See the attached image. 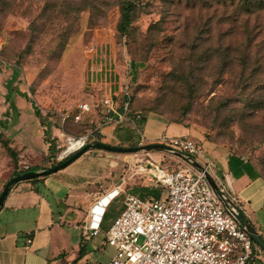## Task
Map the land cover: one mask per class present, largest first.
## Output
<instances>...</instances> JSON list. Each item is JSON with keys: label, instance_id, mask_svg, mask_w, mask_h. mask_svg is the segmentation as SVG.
I'll return each instance as SVG.
<instances>
[{"label": "rangeland", "instance_id": "rangeland-1", "mask_svg": "<svg viewBox=\"0 0 264 264\" xmlns=\"http://www.w3.org/2000/svg\"><path fill=\"white\" fill-rule=\"evenodd\" d=\"M125 1L136 8L126 37H119V8ZM240 4V0L234 5L230 0H2L0 193L15 171H43L61 162L69 136L100 129L98 143L111 147L120 148V140L141 141L135 147L167 144L166 137L159 142L143 139L127 123L120 131L112 130L118 125L100 128L98 109L80 123H63L62 116L75 113L79 104L98 100L99 89L89 84L86 52L96 42L116 47L120 77L134 110L186 127L188 138L204 150L206 143L224 146L253 162L264 177V8L256 5L253 12H246L237 9ZM18 92L29 96L42 118ZM49 142L54 149L49 150ZM90 151L94 154L87 159L96 167L100 163L107 182L122 185L128 194L135 188L159 189L143 170L146 165L159 164L169 171L183 166L168 151L86 153ZM78 165L75 172L82 164ZM213 175L219 180L215 167ZM123 201L124 194L113 208H121ZM92 241L105 240L99 235ZM93 253L92 260L104 259Z\"/></svg>", "mask_w": 264, "mask_h": 264}, {"label": "built area", "instance_id": "built-area-1", "mask_svg": "<svg viewBox=\"0 0 264 264\" xmlns=\"http://www.w3.org/2000/svg\"><path fill=\"white\" fill-rule=\"evenodd\" d=\"M86 52L89 84L99 89L98 100L79 104L75 113L62 116L63 123L68 120L80 123L98 109L100 128L125 123L135 127L129 117L130 103L122 104L120 100L127 87L120 77L116 47L112 42H96ZM126 95L129 97L128 92ZM166 139L170 153L177 157L182 154L190 163L178 157L183 166L172 171L152 163L151 168L149 164L143 168L163 191L161 198L142 199L120 187L97 198L90 209L89 222L82 228L85 243L101 232L108 208L123 194L124 208L106 233L105 244L114 250L113 257L106 263L88 264H258L256 261L263 252L231 209L225 207L227 199L236 205L237 202L214 177L215 165L203 147L187 136ZM66 142L67 153L60 156L61 161L88 146L89 135L69 136ZM73 142L76 147L71 150ZM194 163L203 170L195 168ZM206 173L215 179L220 195Z\"/></svg>", "mask_w": 264, "mask_h": 264}, {"label": "crops", "instance_id": "crops-1", "mask_svg": "<svg viewBox=\"0 0 264 264\" xmlns=\"http://www.w3.org/2000/svg\"><path fill=\"white\" fill-rule=\"evenodd\" d=\"M115 129L113 127L112 130ZM188 134L186 127L168 123L156 115H150L143 127V139L151 142H159L162 137H184ZM204 148L213 160L217 177L264 239V178L259 168L224 146L206 143ZM89 154L94 152L84 154L57 173L35 181L19 182L10 189L0 209V264L110 261L114 250L106 246L105 241L85 243L82 228L89 222V212L96 199L118 187L123 189V186L114 181L107 182L104 168L100 163L96 167L91 159H87ZM95 157L104 158L101 154ZM77 165L80 166L77 168L79 171L75 172L73 168ZM122 208L123 203L121 208L114 209L113 204L108 208L101 232L95 237L103 235L106 240V233ZM92 247L94 249L90 253ZM93 252L104 259L92 260ZM256 263L264 264L262 254Z\"/></svg>", "mask_w": 264, "mask_h": 264}, {"label": "trees", "instance_id": "trees-1", "mask_svg": "<svg viewBox=\"0 0 264 264\" xmlns=\"http://www.w3.org/2000/svg\"><path fill=\"white\" fill-rule=\"evenodd\" d=\"M1 1L2 0H0V2ZM230 1H231V4L234 5V0H230ZM240 3L241 4L238 6L237 9H239V10L243 9L246 12H253L254 11L253 9H255L256 5H259V6L264 8L263 0H240ZM135 8H136V4L134 2H132V1H125L120 6V8H119L120 9V18H119V21H118V24H117V28H116L119 37H126L127 31L132 25L133 13H134ZM17 75H18V70H16V72L14 73V77L12 78V80L9 83V88L11 87L13 81L17 78ZM126 92L129 93L128 87L125 89L124 93L121 95L120 100H121L122 104H124L125 102H129L130 103L129 117L135 122V128L141 135V134H143V127H144V125H145V123L147 121V116L145 114H143L141 111H137V110H134L132 108L131 94L129 93V97H128L126 95ZM18 93H19V95L21 97L26 99L28 102H31L33 104L34 108L36 109V106H35L34 102L29 98V96L26 93H21V92H18ZM9 100H10L11 109H13V111L15 113H17L18 112V108L16 107L14 101H11L10 98H9ZM35 115L38 118H42V115L40 114V112L37 109L35 111ZM2 125H3V123L0 122V126H2ZM129 125H131V124H129ZM121 127H122V125H119L115 130L120 129ZM92 128H94V127H92ZM118 131H120V130H118ZM46 135H47V137H49V133H47ZM86 135H89V145H90V143H94V144L96 142L98 143L99 140H98V138H96V136L100 135V129L99 130L96 129L95 131H92L90 134H86ZM82 136H85V135H82ZM78 137H80V136H78ZM1 140H2V136H1V133H0V141ZM125 142H126V140H120V148H125V145L129 146L127 148H133V147L138 146L139 144H141V141H138L137 143H129V144H126L127 142L126 143ZM49 143H50L49 150L54 149L55 148L54 144L52 142H49ZM73 155L69 156L68 158L62 160L61 162H59L57 164L52 165L51 168L66 162ZM48 169H50V168H44L43 170H48ZM38 170L39 169H37V168H33V169L29 168V169H27L25 171H19V172L15 171L10 179H12L14 177H17V176H20V175H22V174H24L26 172H29V171H38ZM38 179L39 178L32 179V180H29V181H35V180H38ZM1 193H0V195H1ZM162 194H163V191L161 189L150 188V187L135 188V189H133V192H132V195L138 196V197H140L142 199H148V198H157L158 199V198L162 197ZM119 199H117V200H119ZM123 208H124V206H123ZM123 208H122V211H123ZM105 217H106V214H105Z\"/></svg>", "mask_w": 264, "mask_h": 264}, {"label": "water", "instance_id": "water-1", "mask_svg": "<svg viewBox=\"0 0 264 264\" xmlns=\"http://www.w3.org/2000/svg\"><path fill=\"white\" fill-rule=\"evenodd\" d=\"M90 149H99V150L108 151V152H115V153H138L141 151H144V152H151V151H168V152H171L172 151L170 147L163 145V144H150V145H146V146L133 147V148H117V147H111V146H108L105 144H100V143L88 145L85 148H83L81 151L75 153L69 160H67L66 162H64L60 165H57L53 168H50L48 170H43V171H29V172H26L20 176H17V177L10 179L6 183L2 193L0 195V209L3 207L5 199H6L7 195L9 194L11 187L14 184H17V183L23 182V181H29V180L36 179V178H43V177H46L48 175L57 173V172L65 169V168H67L70 164H72L74 161L79 159L82 155H84ZM178 157L181 158L183 161L190 163L189 159L186 158L185 156H183L182 154H179ZM193 165L195 168L202 169L198 163H194ZM206 178L210 182V184L212 185L216 194L220 195L218 185H217L215 179L213 178V176L209 173H206ZM224 205L227 209H231V212L236 217V219L243 226H245L247 228L248 234H249L250 238L252 239V241L264 253V239L262 238L261 235H259L257 233V231L250 224V221L248 220L245 213L239 208V206H237L230 199H227L225 201Z\"/></svg>", "mask_w": 264, "mask_h": 264}, {"label": "bare ground", "instance_id": "bare-ground-1", "mask_svg": "<svg viewBox=\"0 0 264 264\" xmlns=\"http://www.w3.org/2000/svg\"><path fill=\"white\" fill-rule=\"evenodd\" d=\"M72 144H73V145H72V147H71V150H73V149L76 147V145L74 144V142H73ZM66 153H67V151L64 152V153H62L61 157L64 156Z\"/></svg>", "mask_w": 264, "mask_h": 264}]
</instances>
